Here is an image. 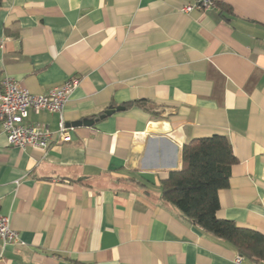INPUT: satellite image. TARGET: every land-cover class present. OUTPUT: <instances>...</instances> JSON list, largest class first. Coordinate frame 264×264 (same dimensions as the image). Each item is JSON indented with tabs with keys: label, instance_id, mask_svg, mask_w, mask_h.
Returning <instances> with one entry per match:
<instances>
[{
	"label": "crops",
	"instance_id": "crops-1",
	"mask_svg": "<svg viewBox=\"0 0 264 264\" xmlns=\"http://www.w3.org/2000/svg\"><path fill=\"white\" fill-rule=\"evenodd\" d=\"M194 1L0 0V83L43 95L79 80L71 142L19 149L0 128V214L20 241L0 240V264H237L160 198L183 145L214 135L237 161L217 218L264 235V0L181 11ZM26 123L55 131L58 115Z\"/></svg>",
	"mask_w": 264,
	"mask_h": 264
},
{
	"label": "trees",
	"instance_id": "trees-1",
	"mask_svg": "<svg viewBox=\"0 0 264 264\" xmlns=\"http://www.w3.org/2000/svg\"><path fill=\"white\" fill-rule=\"evenodd\" d=\"M145 104L135 101L124 107L143 108ZM180 154L181 168L168 172L160 182L161 200L173 205L193 225L227 243L239 256L263 261L264 235L217 218V193L228 187L231 167L237 162L227 139L220 135L195 139L184 144Z\"/></svg>",
	"mask_w": 264,
	"mask_h": 264
},
{
	"label": "built area",
	"instance_id": "built-area-1",
	"mask_svg": "<svg viewBox=\"0 0 264 264\" xmlns=\"http://www.w3.org/2000/svg\"><path fill=\"white\" fill-rule=\"evenodd\" d=\"M218 1L195 0L192 4L184 5L181 11L186 14L193 11L205 12L215 8ZM78 85V79H71L46 94L32 95L11 78L5 77L0 83V128L7 144L19 149L44 151L52 144L62 145L71 142L73 128L66 125L63 110L69 96ZM29 112L58 115L57 129L50 131L27 124ZM0 240L3 245L20 243L17 233L10 227L9 218L1 214ZM241 261L242 257L238 255L235 263L240 264ZM260 264H264V260Z\"/></svg>",
	"mask_w": 264,
	"mask_h": 264
},
{
	"label": "water",
	"instance_id": "water-1",
	"mask_svg": "<svg viewBox=\"0 0 264 264\" xmlns=\"http://www.w3.org/2000/svg\"><path fill=\"white\" fill-rule=\"evenodd\" d=\"M122 108L121 107H117V108H110L108 109L107 111L104 112L103 115L99 116L98 118H95V119H85V120H82L80 122H77L75 123L73 126L74 127H79V126H84V127H91L94 123H96L97 121L107 117V116H110L112 115L115 111H121ZM67 126H71L69 124H67Z\"/></svg>",
	"mask_w": 264,
	"mask_h": 264
}]
</instances>
